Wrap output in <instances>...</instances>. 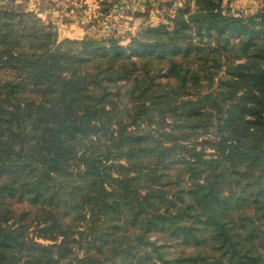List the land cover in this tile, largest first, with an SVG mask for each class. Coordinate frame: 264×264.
Here are the masks:
<instances>
[{"label": "trees", "instance_id": "obj_1", "mask_svg": "<svg viewBox=\"0 0 264 264\" xmlns=\"http://www.w3.org/2000/svg\"><path fill=\"white\" fill-rule=\"evenodd\" d=\"M0 0V264H264V7L183 0L127 46L57 44Z\"/></svg>", "mask_w": 264, "mask_h": 264}, {"label": "rangeland", "instance_id": "obj_2", "mask_svg": "<svg viewBox=\"0 0 264 264\" xmlns=\"http://www.w3.org/2000/svg\"><path fill=\"white\" fill-rule=\"evenodd\" d=\"M17 11L32 14L63 40L115 41L127 46L149 27L166 23L183 0H15ZM232 14L264 7V0H222Z\"/></svg>", "mask_w": 264, "mask_h": 264}]
</instances>
